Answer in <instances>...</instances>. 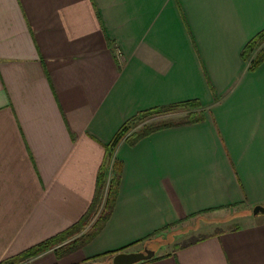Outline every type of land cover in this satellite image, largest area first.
<instances>
[{
	"label": "crops",
	"instance_id": "obj_1",
	"mask_svg": "<svg viewBox=\"0 0 264 264\" xmlns=\"http://www.w3.org/2000/svg\"><path fill=\"white\" fill-rule=\"evenodd\" d=\"M261 31L264 0H0V264L86 214L121 126L190 103L199 120L119 144L100 233L33 261L154 248L137 264H264V214L158 242L206 213L264 205V60L252 68L247 49Z\"/></svg>",
	"mask_w": 264,
	"mask_h": 264
},
{
	"label": "trees",
	"instance_id": "obj_2",
	"mask_svg": "<svg viewBox=\"0 0 264 264\" xmlns=\"http://www.w3.org/2000/svg\"><path fill=\"white\" fill-rule=\"evenodd\" d=\"M260 49L257 51L256 56H254V60L252 63V68H256L261 62L264 60V31H261L253 40L250 42L247 46V49L249 52H254L257 48ZM183 105H192L190 104H175L171 106H162L158 108H153L152 110H146L143 112H139L137 116H135L132 120L125 123L123 126H121V129L118 131V133L115 135L114 139L112 140L111 144L107 146L106 152H105V159L103 161L102 166H100L99 170V176H98V182H97V196L95 197L93 203L90 205V208L86 212V214L80 218V220L72 225L70 228L67 229V231L60 232V234L36 245L32 248L26 250L25 252L19 254L14 260H22L27 259L32 256H36L41 252H44L45 250L49 249L51 245H54L55 243L67 239L76 233L80 232L86 225H88L94 216V214L97 212V208H99V204H101L102 200L105 201V207L104 211L101 212L100 217H98L96 221V229L92 230L91 233L85 237V238H77L74 243L72 244L73 247L69 248V252L75 250V249H81L83 246H85L86 243H89L91 240H93L99 233L100 230L103 229L105 226L107 220L110 217L111 212L113 210V204L115 203V200L117 198V190L120 183L121 178V169L119 164L117 163L116 159L114 158L115 151L119 144L124 139H129L131 143L138 142L141 138L146 137L147 135H150L153 132L158 131L160 129L177 126L181 124H187L191 123L193 121H197L200 119L197 112H190L186 114L185 116H182L181 118L177 119H164L157 123H150L143 125L140 130L133 131V126L136 125L139 120L146 119L152 115L156 114H163L167 113L169 111H172L176 109L179 106ZM113 171V172H112ZM110 172L114 174V176H111ZM110 175V176H109ZM160 240H158L159 242ZM194 240L190 241V243L194 242ZM71 245V246H72ZM125 251L120 250L119 252ZM68 252V253H69ZM116 253V254H117ZM115 255L111 254L110 256ZM5 263V262H4ZM3 263V264H4Z\"/></svg>",
	"mask_w": 264,
	"mask_h": 264
},
{
	"label": "rangeland",
	"instance_id": "obj_3",
	"mask_svg": "<svg viewBox=\"0 0 264 264\" xmlns=\"http://www.w3.org/2000/svg\"><path fill=\"white\" fill-rule=\"evenodd\" d=\"M260 49L257 48L254 51V55L257 54V51ZM191 107L189 105L179 106L176 109L169 111L163 114H156L152 115L146 119L139 120L133 127V131L140 130L143 125L150 124V123H157L164 119H179L182 116L190 113ZM199 115V113H198ZM113 172V171H112ZM110 172L111 176L114 174ZM110 176V175H109ZM105 201L102 200L101 204H99V208H97V212L92 217L90 223L86 225L80 232L76 233L75 235L61 240L44 252L39 253L36 256L29 257L27 259L17 260L11 259L6 261L4 264H36V261H33L34 258L46 253H52L56 257V259L60 260L63 257H68V255L78 251L79 249H75L69 252V248L73 247V243L77 238H85L87 237L92 230L96 229V221L97 218L100 217L101 212L104 211ZM253 209L252 208H245L244 206H237L230 209H225L217 212L206 213L205 217L202 219H193L186 221L180 225H177L170 229L166 236L161 237L159 240L160 242L169 244L166 247H163L164 250L173 249L175 246H180L183 243H188L191 239H196L199 236L206 235L208 233H213L217 231H222L225 229L239 227L248 223L253 222ZM96 225V226H95ZM72 245V246H71ZM155 249H160L157 246H154ZM154 249V248H151ZM69 252V253H68ZM58 264V263H56ZM79 264H112V256H104L99 258L93 259H85Z\"/></svg>",
	"mask_w": 264,
	"mask_h": 264
},
{
	"label": "water",
	"instance_id": "obj_4",
	"mask_svg": "<svg viewBox=\"0 0 264 264\" xmlns=\"http://www.w3.org/2000/svg\"><path fill=\"white\" fill-rule=\"evenodd\" d=\"M252 212L255 216L264 214V205H256ZM154 254L155 250L150 248H146L145 251H122L113 255L112 264H137L153 258Z\"/></svg>",
	"mask_w": 264,
	"mask_h": 264
}]
</instances>
